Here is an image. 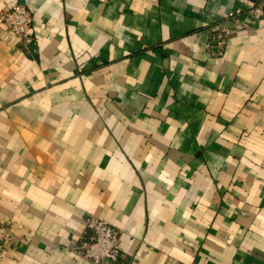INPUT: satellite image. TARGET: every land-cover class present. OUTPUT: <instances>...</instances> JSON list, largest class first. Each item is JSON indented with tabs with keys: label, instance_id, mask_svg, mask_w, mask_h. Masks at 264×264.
Masks as SVG:
<instances>
[{
	"label": "crops",
	"instance_id": "1",
	"mask_svg": "<svg viewBox=\"0 0 264 264\" xmlns=\"http://www.w3.org/2000/svg\"><path fill=\"white\" fill-rule=\"evenodd\" d=\"M246 0H0L1 264H264V13ZM264 9V7H263ZM222 27H229L220 44Z\"/></svg>",
	"mask_w": 264,
	"mask_h": 264
},
{
	"label": "built area",
	"instance_id": "2",
	"mask_svg": "<svg viewBox=\"0 0 264 264\" xmlns=\"http://www.w3.org/2000/svg\"><path fill=\"white\" fill-rule=\"evenodd\" d=\"M263 7L264 0H246L241 6L225 13L224 18H235L242 12L261 15L264 13ZM0 22L13 31L25 47H29L33 43V13L25 3L17 2L4 9L0 16ZM229 31V27H222L218 40L220 44L225 43L226 35H228ZM86 221L90 234L80 244H77L74 251L96 264H109L117 261L122 255L120 230L96 214H89ZM12 241L13 238L9 233L8 223L1 222L0 264L6 257Z\"/></svg>",
	"mask_w": 264,
	"mask_h": 264
}]
</instances>
